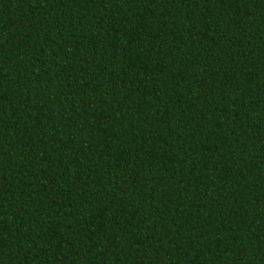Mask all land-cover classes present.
<instances>
[{
  "label": "trees",
  "instance_id": "16d2710c",
  "mask_svg": "<svg viewBox=\"0 0 264 264\" xmlns=\"http://www.w3.org/2000/svg\"><path fill=\"white\" fill-rule=\"evenodd\" d=\"M0 264H264V0H0Z\"/></svg>",
  "mask_w": 264,
  "mask_h": 264
}]
</instances>
